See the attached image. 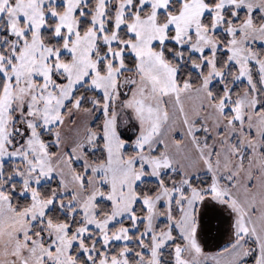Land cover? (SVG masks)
<instances>
[{"label": "snow or ice", "instance_id": "obj_1", "mask_svg": "<svg viewBox=\"0 0 264 264\" xmlns=\"http://www.w3.org/2000/svg\"><path fill=\"white\" fill-rule=\"evenodd\" d=\"M0 264H264V0H0Z\"/></svg>", "mask_w": 264, "mask_h": 264}]
</instances>
